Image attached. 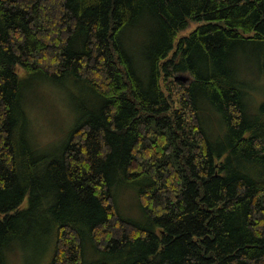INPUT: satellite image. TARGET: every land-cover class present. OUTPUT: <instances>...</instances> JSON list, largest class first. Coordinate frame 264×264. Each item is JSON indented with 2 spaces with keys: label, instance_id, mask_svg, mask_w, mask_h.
Returning a JSON list of instances; mask_svg holds the SVG:
<instances>
[{
  "label": "trees",
  "instance_id": "trees-1",
  "mask_svg": "<svg viewBox=\"0 0 264 264\" xmlns=\"http://www.w3.org/2000/svg\"><path fill=\"white\" fill-rule=\"evenodd\" d=\"M254 75L264 0H0V264L28 243L38 264H264ZM69 82L88 97L51 153L29 99Z\"/></svg>",
  "mask_w": 264,
  "mask_h": 264
},
{
  "label": "rangeland",
  "instance_id": "rangeland-1",
  "mask_svg": "<svg viewBox=\"0 0 264 264\" xmlns=\"http://www.w3.org/2000/svg\"><path fill=\"white\" fill-rule=\"evenodd\" d=\"M200 23L201 21H191L186 28L178 32L175 43L180 37L188 35ZM178 74L188 77L185 73ZM253 77H255V82L250 88L252 99L254 102H258L260 99L263 101L264 79L260 75ZM86 93L81 84L74 82L66 83L64 86L42 83L36 89L34 95L29 99V116L30 130L37 147L46 148L51 153L60 149L59 147L67 140L68 134L82 115L80 104L82 99L88 97ZM130 187L120 190L117 196L119 209L124 216L145 223L146 219L143 211H140L137 200V189ZM41 251L42 246L37 248L34 243L21 245L9 252L8 264H38V260L35 261L36 255L46 253Z\"/></svg>",
  "mask_w": 264,
  "mask_h": 264
},
{
  "label": "water",
  "instance_id": "water-1",
  "mask_svg": "<svg viewBox=\"0 0 264 264\" xmlns=\"http://www.w3.org/2000/svg\"><path fill=\"white\" fill-rule=\"evenodd\" d=\"M175 79H177V80H183V81H186V80H188V77L187 76H184V75H180V74H178V75H176L175 76Z\"/></svg>",
  "mask_w": 264,
  "mask_h": 264
},
{
  "label": "bare ground",
  "instance_id": "bare-ground-1",
  "mask_svg": "<svg viewBox=\"0 0 264 264\" xmlns=\"http://www.w3.org/2000/svg\"><path fill=\"white\" fill-rule=\"evenodd\" d=\"M176 75H178V74H176ZM181 80V79H180ZM183 81V80H182Z\"/></svg>",
  "mask_w": 264,
  "mask_h": 264
}]
</instances>
